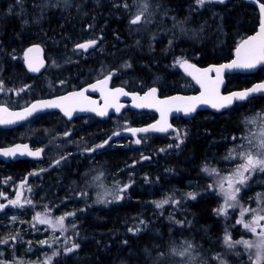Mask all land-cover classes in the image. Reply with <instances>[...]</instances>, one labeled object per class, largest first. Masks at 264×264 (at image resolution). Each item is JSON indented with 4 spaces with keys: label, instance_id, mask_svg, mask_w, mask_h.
<instances>
[{
    "label": "trees",
    "instance_id": "16d2710c",
    "mask_svg": "<svg viewBox=\"0 0 264 264\" xmlns=\"http://www.w3.org/2000/svg\"><path fill=\"white\" fill-rule=\"evenodd\" d=\"M100 1L98 0L97 4L87 1L86 7L89 9L86 12L82 0H75L71 6L79 8V11L76 10L75 12H79V15L83 12L85 17L80 16L83 23H80L79 27L78 24L72 25L73 28L69 31L66 30L65 26H62L67 18L62 19V24L59 22L61 26L58 25V21L50 19L56 12H63L62 5L58 4L57 8L53 7L55 3L52 1L50 9L53 8V10L44 13L45 20L41 22L44 26L43 31L45 33L50 32V35L35 36L43 38L46 43H48L45 41L46 38H52V34L58 38L72 37L73 42L81 39V31L84 32L83 36H86L87 33L96 36L97 29L101 26V19H105V17H101L103 12L108 13L107 9H110L107 14L108 19L106 18L107 23H112L114 13H117L116 9H113L114 3L111 0ZM41 3H44V0H0V38H7L15 42L20 40L19 42H24L20 43L21 46L27 45L29 40L35 36L27 35L26 37L23 33L31 26L27 23H31L32 18L37 16L35 6L41 5ZM2 5H7V8L18 7L19 10L11 12V16L14 17L8 18L5 16L7 9L1 7ZM167 6L168 22L176 20L180 29L191 28L198 35L195 42L187 41L181 44L177 41L178 35L171 32L172 28H169L171 25L169 22L170 43L167 45L169 48L167 51L170 53L167 52L169 70L166 78L170 81L175 80L177 82L183 78L182 71L176 66H172L173 59L184 58L198 64L201 62L219 63L227 61L232 57L236 45L243 38L252 34L259 22L256 9L240 0H226L225 3L213 5L209 3L200 9H197L194 0H168ZM60 7L61 9H59ZM101 8L104 9L101 10ZM123 12L121 11L120 14ZM127 13L128 10H125L124 14L127 15ZM92 16L98 18L94 17L93 19ZM23 24H25V29H23ZM92 27L94 30H91ZM77 32L81 35H78ZM118 33L123 35L121 30H118ZM133 46H128L130 51L127 54L131 55V58L134 56L136 58L140 52L137 54L134 52L139 51V47L133 51ZM182 49L183 51H181ZM197 54L198 58L196 57ZM133 62L138 61L134 60ZM148 66L153 72L161 75L160 70L153 66V62H149ZM235 85L246 87L249 82L237 80ZM263 100L259 98L254 100L255 104L251 102L254 106L250 111L261 109L262 105L261 107L259 105L263 103ZM251 103L249 104L251 105ZM242 110L240 113L245 111V109ZM239 121L240 118L237 119L236 114L229 115L226 112L196 117L193 121H189L184 137L182 135L176 142L169 141L171 149L164 150L163 153L157 155L153 152L157 151L158 146L167 144L166 137L143 143L145 147L141 149L145 150L144 156L147 155L152 164L150 167L139 166L136 170L137 175L135 173L134 176L129 177V180L137 178V189L132 188L129 197L109 208L89 207L91 200H88L85 205L82 204V206H87L88 211L82 212L81 209L77 208V216L65 220L63 226L64 235L67 239L65 243L63 238L60 239L58 254L51 264H186V262L187 264H215L224 256L229 264L239 263L235 254L225 253L221 246L222 234L227 227L225 229V222L219 218L217 212L219 206L217 195L207 191L208 176L202 172L203 167L214 165L215 160L222 157L223 154H227V149L233 145V137L240 136V126L237 125ZM177 145L179 146L177 147ZM133 151V148L126 147L106 148L100 154L103 158L99 156L95 160L85 156L59 159L60 161L54 169H50L52 159L46 158V165L39 168V172L35 171L29 175L24 171L26 165L22 170L21 165L16 163H0V182L5 183L4 185L0 184V193L9 196L16 188L14 182L23 179L25 181L22 185L31 186L36 195L34 200L39 199L38 205L35 208L32 207V211L23 212L28 218L33 215L35 209H41L42 204L49 203L50 206L47 208H52L56 212L63 209L73 210L74 207L63 206V203L74 204L78 198L76 196L77 191L83 192L86 189L91 194L96 188L86 186L88 178L85 174L92 164L96 163L101 167L108 166L111 169L125 165L128 168H124L119 174L124 176L127 172L134 173L133 170L136 168L133 170L129 168L136 159L135 151ZM101 158L105 160L104 163ZM107 161L108 163H106ZM90 162L91 164H89ZM100 162L103 164L101 165ZM223 163V161L218 163V167ZM19 164L23 165L24 163ZM141 175L148 177V181L142 185L139 183L143 179ZM144 184L147 185V188L144 191L138 190ZM167 184L172 185V187L170 189L165 188L168 192L161 196L160 188L157 186L164 188V185ZM150 185H154L155 190L150 192V196H148ZM189 192L197 194L195 200L187 197L186 193ZM165 199H169V203L157 208L156 202ZM112 201L115 200L112 199ZM2 217L0 218V241L7 240L8 244L5 245L0 242V253H2L0 258L4 256L10 259L12 253L20 255L24 251V249L22 251L23 246L25 248V245L30 244L33 248L43 239L42 234L35 229L34 235L13 234V238H17V243H11L13 239L5 236L6 232L2 227L8 223L9 219ZM137 229L139 230L137 231ZM28 231L31 232L32 230L28 229ZM75 244H78L79 247L68 253L67 249ZM189 244L192 245L191 248H188ZM181 252L185 253L182 257L179 254Z\"/></svg>",
    "mask_w": 264,
    "mask_h": 264
},
{
    "label": "flooded vegetation",
    "instance_id": "af4514ba",
    "mask_svg": "<svg viewBox=\"0 0 264 264\" xmlns=\"http://www.w3.org/2000/svg\"><path fill=\"white\" fill-rule=\"evenodd\" d=\"M111 1L114 3L113 9H116L117 13L119 11L125 12L126 9L128 10V13L127 15H124L126 17H123L122 15H119V12L117 17L114 15L112 23H106L108 19L107 14L109 12H103L104 14L101 17H105V19L103 21L101 20V26L98 27L96 36H91L87 33L86 36L82 35L81 39H78L76 42H73V40L67 36L60 38L54 37L51 39L46 38L45 41H48V43L44 42L43 39L41 40V37H37L40 40L33 38L31 39L33 42L30 40L27 45L22 46L13 40L0 38V84H2L3 88V90H0V107H6L9 111L13 112L22 111L37 101L54 100L68 94L88 89L84 92V96L87 97V101L91 107L96 109V112L94 113L75 115L71 118L65 117L59 110H48L36 113L19 124L8 127L0 126V138L1 140L5 138L3 141L0 140V149L10 148L19 144L22 145L24 149H27L28 152L42 150L39 155V157H41L40 160L23 159L7 163L0 160V163H16L21 165L22 169L26 165L24 171L29 175L30 173L35 172L36 169H38V166L45 162L46 158L70 159L72 157L85 156L91 158L99 157L101 152L105 151L106 148H120L117 143H122L126 148H132L131 143L136 141L138 137L152 141V139L168 137L171 134H179L186 130L189 121H193L196 117L207 116L210 113L214 114L208 111H199L191 119H184L182 117L173 118L171 120V124L175 127L173 133L165 134L158 131H149L136 132L135 135H133V132L131 131L132 129H142L151 125H156L158 122V116L154 112L138 111L131 107V105L133 106V101L127 98L128 95L135 93L142 95L148 90L155 88L156 96L159 99H164L175 94H197L199 89L197 85L187 77L184 67L182 71L183 78L177 81V84L170 83L169 81L164 82V79H161V83L158 84L157 81L153 82L150 77L143 76L144 73L142 71L138 74L141 77L137 76V69L133 63L134 59L129 57L130 55L128 54L122 55L121 53L120 55L118 53L121 52L120 48L123 46L127 48L131 44L134 45V50L137 47L141 48V46L147 49L152 45L154 49L152 50L153 52L150 59H148V53L147 55L142 56L147 62L146 68L151 70L148 63L152 62V60L157 62L162 55H164V61L167 60V45L170 43L167 21L168 0ZM259 2L264 3V0H259ZM125 4L128 5L127 8L124 7ZM144 5L147 6V10L144 12L142 22L137 25L130 24L133 14L137 11L140 12ZM247 5L256 9L253 5ZM76 10L77 9L73 10L72 7L68 9L69 13ZM107 10L109 11L110 9L108 8ZM118 16L119 19H117ZM58 19L60 18L54 20L58 21ZM64 24H69L68 20ZM145 24H147L148 28L146 32L144 30ZM136 28L139 29L134 32ZM66 30L69 31L70 27H66ZM91 30H94L93 27ZM118 30L123 32V36L118 33ZM132 34L138 36L133 37ZM145 34L148 36L146 37ZM35 35L36 34L34 33V36ZM38 36H40V34ZM93 40L96 41V45L94 47H89L87 51L77 49V45L85 44ZM123 41L124 43H122ZM180 43L184 44L185 42L180 40ZM31 47H39L42 51L41 54L31 56V58L38 60L37 63L31 65L34 68H38V71H30L26 64V58L30 56H26L25 51ZM114 51H116L117 54ZM113 56H115V61L113 60ZM123 56L127 59L125 61L132 64V68H130L128 72L123 71L120 68L125 59ZM196 57L198 58V54ZM115 58H119V61ZM120 59L122 61H120ZM222 62L224 61L219 63ZM187 63L194 64L199 68H206L211 64H219L209 62H201L198 64L194 61H188ZM153 66L160 70L159 65H154L153 63ZM140 70L138 72H140ZM160 72L161 75H158L157 72H155V75L163 77L164 69H161ZM55 73H60V75H56ZM110 73H113V75L108 81L105 95H107L108 90H114L116 88H122L124 92L128 93V95H120L118 99L114 100V102L113 99L109 97V104L114 103L115 105L121 106L119 112L116 111L115 106H108V104H106L101 91H92L89 87L92 84H96L97 81L103 80ZM237 80L249 82V85L246 87H237L235 85ZM263 80L264 66L250 75H229L226 76V86L222 90V93L227 94L235 90L246 89L252 84ZM21 89L24 90L20 91ZM259 98L264 99V96L255 97L246 102L236 103L232 108L225 112L229 115L240 114L237 115L240 117V111L246 109L249 103H255L254 100ZM105 108L107 109L106 115L102 116L97 114L98 111H103ZM261 110L263 111L262 114H264V100L261 109L258 111ZM52 125L55 128L51 127ZM44 127L48 129L44 130ZM156 127L159 128L164 126L157 125ZM41 128H43V130ZM49 129L51 131H49ZM52 130H54V133ZM239 130L240 136H242L241 128ZM41 131L44 135L41 134ZM33 132L34 134H32ZM39 135L41 137H39ZM43 136L44 138H42ZM126 142H130V144L127 145L125 144ZM99 145H103V147H98ZM57 161L60 160H54L51 162L52 165H50V169L55 168ZM21 162L24 164H19ZM1 211L2 210H0V213Z\"/></svg>",
    "mask_w": 264,
    "mask_h": 264
},
{
    "label": "rangeland",
    "instance_id": "374dc122",
    "mask_svg": "<svg viewBox=\"0 0 264 264\" xmlns=\"http://www.w3.org/2000/svg\"><path fill=\"white\" fill-rule=\"evenodd\" d=\"M52 1L53 2L55 1L54 5L56 6V8H57L58 4H61L62 8L64 7V4L67 5L65 8H63L62 13L64 15L62 14L60 16L61 19H59L58 21L61 23L62 19L65 17V18H67L69 24H67V25L63 24L62 26L70 27V30H71L73 28L74 24H76V25L78 24L77 26L79 27L80 23H83V22H80L83 20L80 19L79 17L82 16V18H84L85 17L84 14H80V16H77L79 14V12H77L78 14L76 13V16L74 14V16H75L74 17L73 12H72V15L68 12V9L70 8V6H69L70 3L72 2L71 4H73L75 0H73V1H70V0H44V3H41V5L39 4L38 6H35V9H36L35 13H37L36 14L37 16L32 18V20H34L32 22L37 21L36 24H39L45 20L44 13H46V12L48 13V9L51 8L50 5L52 4ZM87 1L91 2L92 4H96L98 0H82L83 5H84V10L86 12H88L87 9H89L86 7ZM56 2H58V3H56ZM209 3H210V5L222 4V3L217 2V0H211V2H206L203 6H206ZM48 4H50V5L48 6ZM194 4L197 7V9H200L201 7H203V6H198L196 3V0H194ZM55 6H53V7H55ZM1 7L7 8L8 6L2 5ZM43 7H45V8H43ZM46 7H48V8H46ZM71 7H74V6H71ZM144 7H145V5H144ZM144 7L142 8V10L144 9ZM14 8L13 7L7 8V13L5 14V16L8 18L14 17V16H11L12 15L11 12L19 10L18 7H14ZM45 9H47V10L45 11ZM103 9L104 8H102V10ZM77 10L79 11V8ZM64 11H66V12H64ZM108 12H110V10ZM138 12L139 11L135 12L133 14V16L135 14H137ZM38 14H40V15H38ZM70 15H71V17H70ZM76 18H78V19H76ZM171 21L172 22L169 21L171 24L169 28H172L171 32L178 35L177 41L180 42V40H181L183 42L188 41V42L192 43V42H195V40L198 38V35L195 34L194 31L191 30V28L180 29L178 21H176V20H171ZM32 22L30 23L31 27L29 29H30V31H32L34 29V31L30 32L28 29V31H26L27 34L25 32L23 33L24 36L30 35V33H35L36 35L41 34L39 32H42L41 30H43V29H40V28L44 27L43 24L41 23V25L40 24L36 25V24H33ZM169 22H168V25H169ZM61 24H58V25L61 26ZM35 27H37V28L35 29ZM38 27L40 30L38 29ZM77 29H79V28H77ZM137 29H139V28H136L135 30H137ZM35 30H36V32H35ZM144 30H148L147 24H145ZM70 33H71V31H70ZM46 34L50 35V32L49 33L44 32L41 35L45 36ZM31 35H34V34H31ZM52 36H53L52 38L56 37V35H54V34H52ZM48 37H50V36H48ZM71 39H72V37H71ZM142 49L139 48L138 49L139 51L136 50V52H140V53H138L139 55H137L136 58H135V56L133 57L134 60L138 61L136 63L133 62L134 65L136 66V69H137L136 74L139 73L138 69H142V70H140V72L141 71L144 72L143 76L148 73L149 75H146V77H150L153 82L157 81V83L159 84V83H161V79H164V82L169 81V82L177 84V82L175 80L170 81V79L166 78V74H168V70H169L168 69L169 65H167L168 59L164 61V58H163L164 55H162L161 58H159L160 60L157 61L158 63L156 61L152 60L154 65H159L160 70L164 69V76L159 77L158 75H155V72H153L152 70L149 71V69L145 67L147 62L145 61L144 58H142V56L146 55L147 53H148V56H150V55L152 56L151 53L153 52L152 50L154 49V47L151 45V47L149 46V48H147V49L145 47H142ZM127 50L129 51L128 48H126L124 50L122 47L121 53L123 52L122 54H124V52H126V54H127L128 53ZM167 50H169V48H167ZM181 51H183V49ZM57 52H59V51H57ZM167 52H169V51H167ZM148 59H150V57H148ZM177 61H187V60H185L184 58H176V59H173V61H172V66H176V68L183 71V67L181 66L180 63H177ZM138 63H139V65H138ZM121 67H122V70L128 72L130 70V68H132V64L130 62L124 61L121 65ZM142 67L144 68V70ZM137 76H140V75H137ZM254 104L253 103H251V105L249 104L247 107L248 110H246L247 108L245 109L246 113H245V111L242 112L243 115L244 114L245 115L243 117H242V115L239 117L241 120V121H239V123L241 122L240 128L242 130L241 131L242 136L235 137L236 139H232L233 145L227 149V154H223L222 157L215 160L213 163L214 165L203 167V168H208V169H216L217 172L219 173V176H216V175H209L208 173L202 171L205 174H207V176H208L207 185L215 184L214 189H209L207 187V191L213 192L215 195H217L218 203H219V206L217 208V212L225 204L223 195L218 194L219 193V181L221 180V178L231 177L232 174L236 171L237 165L242 162L238 158H229V153L231 152L233 156H236V154L238 152H240L241 150L252 151L255 153L257 151V146L260 143V139H261L260 132H261L262 125H264V119H262V118H264V114H262V112H263L262 110L258 111V109L256 111L255 110L250 111L253 109L252 107L254 106ZM260 105H262V104H260ZM251 121H254V122H251ZM179 134H181V135H179ZM179 134L175 133V134H171L170 136L166 137L167 138L166 139L167 144L165 146L164 145L158 146L157 151H156L157 153L156 152H153V153L157 155L158 153H163L164 150L171 149V145L169 144V141H175V142L177 140L179 141V138L182 135H183V137L186 135V131L184 130L183 133H179ZM137 140H139L140 143H136ZM137 140L131 143L132 148L134 149L135 154H136V159H135L134 163L130 165L131 167H129V168L131 170L136 168L135 170H133L134 173H128L127 172L126 175H124V176L119 174V173H121L120 172L121 170H123L124 168H128V166H125V165H121V166L119 165L113 169L109 168L108 166L101 167V166H98V164H96V165L93 164L94 166L91 165V167L89 168V170L85 174V176L88 178V183L86 186L96 187V188L93 189V192L91 194H89V192H87L86 189L83 192L77 191L78 194L76 196L78 198L74 202V204L73 203H67V202L63 203V206L74 207L73 210L63 209V210H59V212H56L52 208L51 209L47 208V206H50L49 203L48 204H42L41 205L42 208L41 209H35V211H33V215H31L28 218L23 212L32 211L31 210L32 207L35 208V206L38 205L39 199L37 201L34 200V198L36 199V195H35V191L33 190V188L31 186L22 185V183H24L25 180L23 181V179H22L18 182L15 181L14 185L16 186V188L13 189L14 191L9 196H5L4 194H3V196H0V204L6 205V207L0 213V218L3 216L5 219H9L8 223L5 224L4 226H2V227H4V231L6 232L5 236H7V238L13 239L12 235L15 233L34 235L35 234L34 230L37 229L38 233L42 234V236H43V239H41V242L46 241V243L42 244L40 242L39 244H36L33 247L34 249L31 247L30 244H27V245H25V248H24V246L22 247V251H23V249H24V251L20 255L18 253H12V256L10 257V259L5 258L3 256L4 258L1 257L0 260H3L4 264H46V262H48V264L52 263V260L58 254L60 239L63 238V242L64 243L66 242L67 238L64 235L65 229H64V226H63V228H60L59 226H57L55 229H53L48 224L38 223L36 220H34V217L37 215V213H40L41 215H46L47 218L49 220H51L53 223H55V221L59 217H64L65 218L64 224H65V220L75 218L77 216L76 212L78 209H81L82 212L88 211L87 206H82V204H84V205L87 204L86 202L88 200H91L89 205H88L89 207L94 206L93 208L103 209V208H109V207H111V205H113L115 203L117 204L119 202H122L125 198L129 197V195L131 193V189L136 188L137 184H138L137 178L136 179L131 178L129 180V177L134 176L135 173L137 175L136 170L139 166L144 165V167H150V165L152 164L150 162V158L148 159L147 155L144 156L145 150L141 149L142 147H145V146H143V143H148L149 140H146L142 137H138ZM125 144L128 145V144H130V142H126ZM117 145H119V147H125V145H123L122 143H117ZM233 150H235V151H233ZM150 155L154 156L153 154H150ZM97 158L98 157H95L94 159L97 160ZM54 160H59V159H54ZM221 161H223L224 163L222 165H220V167H218L217 164L220 163ZM41 165L38 166V169H36V172H39V170H40L39 168L44 167L46 164H45V162H43V164H41ZM94 167H96V168L94 169ZM101 170H103V171H101ZM245 175L249 176L250 178L247 180L245 185H236V187L241 188V191L238 194L237 201L229 202V203L234 204L235 207L227 208L225 215L219 214V218L222 219V221L226 223V224L224 223L225 229L227 227L226 231L222 234V238H221V244L222 245L221 246L224 248L225 253L226 252L232 253L238 257L237 260L239 263H237V264H257L256 254H257L258 249L255 247V245L258 244L260 242V239H261L260 228H257L256 234H253L251 231L246 230L242 223L237 224L236 221L241 219V211L243 209L249 210V211L245 212V214L243 216V221L247 222V223H251L256 215H264V172L256 170V171H253L251 173H245ZM142 178L144 180L141 179L139 182L141 185L145 181L146 182L148 181V177L142 176ZM0 184L4 185L5 183L0 182ZM125 185H127L128 187L126 188V190L121 191V188H123ZM146 186L147 185L144 184L142 186V188L140 187L138 190L144 191L147 188ZM164 186H165L164 188L157 186L158 188H160L159 192H160L161 196H163L164 193L168 192L167 190H165V188L170 189L172 187V185H169V184L164 185ZM224 187L227 188V183L224 184ZM154 190H155L154 185H150L149 190H148V194H149L148 196H150V192H152ZM72 191H74V190H72ZM17 192L20 193V202H21V204H23V207H13L12 205H10L8 203V200H15L17 198ZM42 196H44V195H42ZM5 197H7V199H5ZM112 199H114L115 201H112ZM27 201H31V204L27 203ZM64 204H66V205H64ZM83 207H85V208H83ZM57 213H59V214H57ZM69 214H72V215H69ZM13 217H15V220H13ZM260 224H261V226H264V221H261ZM28 229H30L32 231L30 232V231H28ZM0 230H1V225H0ZM226 234L230 236V238L233 242L239 241V240H247V241H249V243H251L253 245V247L252 248H245L243 244H235V246L233 248H229L224 242V237ZM16 240H17V238L11 240L12 241L11 243L16 244L17 243ZM3 244H5V243H3ZM6 244H8V243H6ZM263 263H264V260H261L260 262H258V264H263ZM186 264H187V262H186ZM215 264H229V263L227 262V258L224 256L223 259L221 258Z\"/></svg>",
    "mask_w": 264,
    "mask_h": 264
},
{
    "label": "snow or ice",
    "instance_id": "6c2138e0",
    "mask_svg": "<svg viewBox=\"0 0 264 264\" xmlns=\"http://www.w3.org/2000/svg\"><path fill=\"white\" fill-rule=\"evenodd\" d=\"M206 2H211V0H196V3L198 6H203ZM219 3H224L225 0H217ZM125 8L128 7L127 4L124 5ZM147 10V6L145 5L144 9L137 14H135L131 20L130 24L132 25H137L142 22V17L144 16V12ZM260 12H261V20H260V30L257 33L256 36H253L249 38L248 40H245L237 49H236V54H237V59L233 60L231 64H225L221 65L218 68H209L204 70L203 78L197 75H193L192 72H189V75H193V79L197 81L201 85L202 89H205L204 92L201 93L200 97H193L189 98L192 101H196L199 103H206L210 104L212 107L216 108L219 110L220 108L227 107L232 103L234 99L236 100H245L248 97H250L254 93H264V83L258 84L252 89L245 90L243 92H237L233 93L231 96H220L219 94V84L222 83V72L224 69H233V68H242V69H252L257 66V64H264V3L260 4ZM96 44V41H89L88 43L85 44H79L77 45L78 48L83 49L87 51L89 47H92ZM29 51H32L29 49ZM177 63H180L182 67L185 68V70H188L190 68H193L194 66L190 65L187 63V61H177ZM29 70L30 71H38V68H34L29 65ZM195 72H200L199 69H194ZM216 72V79L211 80L207 76L208 72ZM113 73H110L108 76H106L103 80L97 81L96 84L90 85V89L92 91H101V94L105 98L106 104L108 106H115L116 111L119 112V109L121 106L115 105L114 103L109 104V97L113 99V102L115 99H118L120 95H128V93L124 92L122 88H116L114 90H108L107 95H105V90L107 89L108 81L111 79ZM0 90H3L2 84H0ZM24 89H21L20 91H23ZM88 89H85L84 91H87ZM84 91L81 92H75L72 94L73 97H81L84 100H87V97L84 96ZM155 93L156 89L152 88L148 93L145 94V97H152L153 99L155 98ZM133 99H143L140 97H133ZM176 99V98H173ZM69 100V97H61L59 100H52V101H41L39 105L33 104L28 108H25L23 113H9L8 109L6 107H0V123H14L15 120L13 119H6L4 114H7L8 116H14L16 119H24L25 116L31 115L35 111H39L42 108H54V107H59L61 111L64 112L66 116L71 118L72 112L76 111L77 108L75 106L72 107H65L61 102L62 101H67ZM159 104H167V101H159L157 102ZM136 107H150L152 106L151 104H145V103H140L134 105ZM196 108V104L192 103L189 104L183 108L177 107L176 111H183L185 115L194 112ZM80 111H96L94 108H85V107H79ZM158 111H161L162 117L164 116V111L160 108H157ZM171 110V109H169ZM98 115H106L107 114V109L103 111H98ZM264 119V118H262ZM254 122V121H251ZM149 129H132L131 131L133 132V135L137 131H148ZM151 130L154 131H166L167 127H159L157 128L155 125L151 126ZM260 143L257 146V151L254 153L252 151H243L241 150L236 154V156H233L232 153H229V158H238L242 162L237 165L236 171L232 174L231 177H224L221 178L219 181V193L222 194L224 197L225 204L224 206L218 210V214L220 215H225L226 214V209L229 207H235L234 204L229 203L231 201H237L238 194L241 191L240 187H236V185H245L247 180L250 178L249 176H246L245 173H251L253 171L259 170L261 172H264V125H262L261 132H260ZM233 139H236L233 137ZM136 143H140L139 140L136 141ZM179 145H177L178 147ZM98 147H103V145H99ZM26 148V146H25ZM42 150H38L35 152H27V155L33 156V157H39L40 152ZM235 151V150H233ZM17 152V149H8L0 155L3 156H14ZM21 155H24L25 152L21 151ZM57 164L59 161L56 162ZM202 171L208 173L209 175H216L219 176V173L217 172L216 169H208V168H203ZM227 183V188L224 187V184ZM128 186L125 185L123 188H121V191L126 190ZM209 189H214L215 184H209L208 185ZM0 196H3V193H0ZM197 194L189 192L187 193V197L189 199L195 200ZM7 199V197H5ZM8 203L12 205L13 207H23V204L20 202V193L17 192V198L15 200H8ZM27 203L31 204V201H27ZM169 203V199H165L160 202H156V207L161 208L163 207L164 204ZM179 203V202H175ZM6 207L4 204H0V210H3ZM249 211L248 209H243L241 211V219L237 220V224H243L244 228L248 231H251L253 234H256L257 228H260V242L255 245V247L258 249L257 254H256V261L257 264L261 260H264V226H261L260 222L264 221V215H256L254 219L252 220L251 223H247L243 221V216L245 212ZM72 215V214H69ZM64 217H59L55 223H53L51 220L47 218L46 215H41L40 213H37V215L34 217V220H36L40 224H48L50 227L55 229L57 226L60 228H63L64 225ZM13 220H15V217H13ZM139 229H137L138 231ZM131 231V229H130ZM15 239V238H13ZM2 243H8L7 240L0 241ZM224 242L229 248H233L235 244H243L245 248H252L253 245L249 243L247 240H239L233 242L230 238L229 235H225L224 237ZM46 243V241L41 242ZM79 245L75 244L71 248L67 249V252H73L76 248H78ZM192 245L189 244L188 248H191ZM181 256L185 255L184 252L179 253ZM2 255V253H0ZM0 264H4L3 260H0ZM48 264V262H46Z\"/></svg>",
    "mask_w": 264,
    "mask_h": 264
},
{
    "label": "water",
    "instance_id": "95a60500",
    "mask_svg": "<svg viewBox=\"0 0 264 264\" xmlns=\"http://www.w3.org/2000/svg\"><path fill=\"white\" fill-rule=\"evenodd\" d=\"M241 1H243V2H245L247 4H250V5H253L256 8L257 13L259 15L258 27L256 28V31L254 33L248 35L247 37L243 38L239 42V44L236 46V48L234 50L233 56L228 61H225V62H222V63H219V64H211V65L207 66L206 68H199V67H197L194 64H190V65H192L194 67L190 68L188 70H185V73H186L187 77L189 79H191L197 85V87L199 89V92L197 94H191V95L175 94L173 96H170V97H167V98H164V99H159L156 96V93H155V98L153 99L152 97H145V94L148 93L151 90L150 89V90H148L147 92H145L142 95H140L138 93H135V94L127 96L128 99H131L133 101V106L131 105V107L135 108L138 111H149V112H154V113L157 114L158 122L156 123L155 126L163 125L164 127H167L166 131H158V132H162V133H165V134L174 132L175 131V127L171 124V120L173 118L182 117L184 119H191L199 111H208V112H212L214 114H219V113L225 112L226 110L232 108L236 103L246 102V101H248V100H250L252 98L264 96V93H254V94H252L250 97H248L245 100H236V99H234L230 105H228L227 107H224V108H220L219 110H217L216 108L212 107L210 104L199 103V102L192 101V100L189 99V98H193V97H200L201 93L205 91V89H202L201 85L199 83H197V81L195 79H193V75H197V76H200L201 78H203L202 74L204 73V70L209 69V68H218L221 65H225V64H231L233 60L237 59L236 49L245 40H248L249 38H251L253 36H256L257 33L259 32V30H260V20H261V12H260V4L261 3L259 2V0H241ZM94 46H92V47H94ZM29 49H31L32 51H29ZM29 49H27L25 51V55L26 56H30V57L26 58V64H27L28 69H29V65L30 64L33 65V64L38 62V60H36L34 58H31V56L35 55V54H41L42 53V51L40 50L39 47H31ZM77 49H80V48L77 47ZM81 50H83V49H81ZM263 66H264V64H257V66L255 68H252V69H242V68L224 69L223 72H222V76H221L222 83L219 84V94H220V96H231L233 93L243 92L245 90L252 89L253 87H255L258 84L264 83V80H263V81L256 82V83L252 84L250 87H248L246 89L235 90V91L227 93V94H223L222 93V90L226 86V76L236 75V74H247V75H250V74H253V73L257 72ZM194 69H199L200 72L197 73V72L194 71ZM189 72H192L193 75H189ZM216 75L217 74L214 71L207 73V76L209 78H211V80H215L216 79ZM72 94H68L66 96H63V97H69V100L61 102L65 107L75 106L77 108L76 111L72 112L71 117H73L75 115H82V114L85 115V114H90V113L96 112V111H80L79 107H85V108H92V107H91V105L89 104V102L87 100H84L81 97H73ZM133 97H140V98H143V99H135L134 100ZM173 98H176V99H173ZM54 100H59V98L58 99H54ZM43 101H52V100H43ZM159 101H167L168 103L167 104H159V103H157ZM40 102L41 101H37L34 104L39 105ZM140 103L151 104L152 106H150V107H136V106H134V105L140 104ZM192 103L196 104V108H195L194 112H191V113L185 115V113L183 111H176L177 107L183 108V107H185V106H187L189 104H192ZM157 108H160V109H162L164 111V116L163 117L161 115V111H158ZM169 109H171V110H169ZM48 110H59V111H61V109L59 107L42 108L39 111L33 112L31 115L25 116L24 119H16L14 116H8L7 114H4L6 119H13V120H15V122L14 123H0V126H3V127L13 126L15 124H19L21 122H24L25 120H27L29 117L33 116L36 113L44 112V111H48ZM8 112L9 113H23L24 110L17 111V112H13V111H9L8 110ZM61 112L64 114L63 111H61ZM64 116L68 117L65 114H64ZM151 126H153V125H151ZM151 126L142 128V129H149L148 131H137V133L154 131V130H151ZM8 149H17V152H16V154L14 156H3V155H0V160L2 162L7 163V162H10V161L15 162V161H18V160H23V159H34V160H40L41 159V157H33V156H30V155H27L28 150L24 149L23 146L19 145V144L15 145V146H12L10 148L0 149V153L6 151ZM21 151H24L25 154L21 155L20 154Z\"/></svg>",
    "mask_w": 264,
    "mask_h": 264
},
{
    "label": "bare ground",
    "instance_id": "6f19581e",
    "mask_svg": "<svg viewBox=\"0 0 264 264\" xmlns=\"http://www.w3.org/2000/svg\"><path fill=\"white\" fill-rule=\"evenodd\" d=\"M70 1H73V0H70ZM99 1H100V0H99ZM54 2H55V1H54ZM56 3H58V2H56ZM61 3H62V2H61ZM63 3H64V2H63ZM71 3H72V2H71ZM71 3H70V6H71ZM86 3H87V2H86ZM100 3H102V2L100 1ZM68 4H69V3H68ZM96 4H97V3H96ZM49 5H50V4H48V6H49ZM98 5H99V3H98ZM100 5H101V4H100ZM65 6H67V5H65ZM65 6H64L63 8H65ZM96 6H97V5H96ZM55 7H56V6H55ZM61 7H62V6H61ZM61 7H60L59 9H61ZM43 8H45V7H43ZM46 8H48V7H46ZM72 8H75V7H72ZM96 8H98V6H97ZM75 9H78V8H75ZM75 9H73V10H75ZM46 10H47V9H45V11H46ZM50 10H53V8H52V9H48V12H49ZM56 10H57V9H56ZM96 10H97V9H96ZM101 10H102V8H101ZM126 10H127V9H126ZM77 11H78V10H77ZM98 11H100V10H98ZM98 11H95V12H98ZM115 11H116V10H115ZM64 12H66V11H64ZM68 12H69V11H68ZM119 12H120V11H119ZM119 12H118V13H114V14H115V15H116V14H119ZM51 13H52V12H51ZM71 13H72V12H71ZM71 13H70V14H71ZM73 13H77V12L73 11ZM105 13H106V12H105ZM62 14H63V13H57V12H56V13L53 15V17H51L50 19H57V18H60V16H61ZM77 14H78V13H77ZM80 14H81V13H80ZM82 14H83V12H82ZM89 14L91 15V13H88V15H89ZM114 14H113V15H114ZM50 15H51V14H50ZM63 15H64V14H63ZM93 15H94V13H93ZM95 15H96V13H95ZM119 15H120V16L122 15L123 17H126V16H124V15H126V14H124V12H123L122 14H119ZM51 16H52V15H51ZM73 16H74V14H73ZM75 16H76V14H75ZM75 16H74V17H75ZM77 16H80V15L78 14ZM81 17H82V16H81ZM94 17H96V16H94ZM94 17L92 16L93 19H94ZM113 17H114V16H113ZM115 17H117V15H116ZM64 18H65V17H64ZM79 18H80V17H79ZM96 18H98V17H96ZM121 18H122V17H121ZM60 19H61V18H60ZM76 19H78V18H76ZM90 19H91V16H90ZM110 19L112 20L113 18L111 17ZM117 19H119V16H118ZM58 20H59V19H58ZM65 20H66V19H65ZM101 20H102V19H101ZM115 20H116V19H115ZM32 21H34V20H32ZM32 21H31V22H32ZM38 21H39V20H38ZM102 21H103V20H102ZM36 22H37V21H36ZM36 22H32V23H33V24H36ZM55 22H56V21H55ZM58 22H59V21H58ZM80 22H82V21H80ZM80 22H79V23H80ZM85 22H86V21H85ZM112 22H113V21H112ZM119 22H120V21H119ZM119 22H118V23H119ZM63 23H64V22H63ZM86 23H87V22H86ZM88 23H89V22H88ZM106 23H107V22H106ZM108 23H109V22H108ZM27 24H30V23H27ZM39 24L41 25V23H39ZM39 24H36V25H39ZM59 24H60V23H59ZM90 24H91V23H90ZM116 24H117V23H116ZM36 25H35V26H36ZM114 25H115V24H114ZM114 25H113V26H114ZM19 26H20V24H19ZM22 26H24L23 29H25V24H23ZM104 26H106V25H104ZM30 27H31V26H29V28H30ZM40 27H41V26H40ZM125 27H126V26H125ZM32 28H33V27H32ZM32 28H31V29H32ZM36 28H37V27H35V29H36ZM82 28H83V26H82ZM38 29H39V27H38ZM40 29H43V28L41 27ZM40 29H39V30H40ZM80 29H81V28H80ZM81 30H82V29H81ZM23 31H24V30H23ZM27 31H28V30H27ZM29 31H30V29H29ZM32 31H34V29H33ZM32 31H30V32H32ZM35 31H36V30H35ZM41 31L44 32L43 30H41ZM79 31H80V30H79ZM127 31H128V30H127ZM135 31H136V30H135ZM135 31H134V32H135ZM141 31H142V30H141ZM179 31H180V30H179ZM38 32H39V31H38ZM42 32H39V33L43 34ZM81 32H82V35H83L84 32H83V31H81ZM143 32H144V31H143ZM145 32H146V30H145ZM150 32H152V31H150ZM150 32H149V34H150ZM25 33H26V32H25ZM77 33H78V32H77ZM125 33H126V32H125ZM153 33H154V32H153ZM26 34H27V33H26ZM31 34H32V33H30V35H31ZM41 34H40V35H41ZM79 34L81 35V33H78V35H79ZM128 34H129V33H128ZM134 34H135V33H134ZM134 34H132L133 37L135 36ZM143 34H144V33H143ZM37 36H38V35H37ZM122 36H123V35H122ZM137 36H138V35H137ZM137 36H135V37H137ZM139 36H140V35H139ZM141 36H142V34H141ZM145 36L147 37L148 35L145 34ZM26 37H27V36H26ZM42 37H43V36H42ZM20 38H21V36H20ZM35 38H37V37L35 36ZM39 38H40V37H39ZM39 38H37V39H39ZM21 39H22V38H21ZM42 39H43V38H42ZM42 39H41V40H42ZM129 39H130V38H129ZM139 39H140V38H139ZM39 40H40V39H39ZM153 40H154V39H153ZM156 40H157V39H156ZM19 41H20V40H19ZM19 41H18V42H19ZM22 41H25V40H22ZM29 41H30V40H29ZM31 41H32V40H31ZM124 41H125V40H124ZM124 41H123L122 43H124ZM129 41H130V40H129ZM129 41H128V42H129ZM32 42H33V41H32ZM20 43H21V42H19V44H20ZM22 43H24V42H22ZM22 43H21V44H22ZM129 43H130V42H129ZM134 43H135V42H134ZM134 43H133V44H134ZM124 45H125V44H124ZM128 45H129V44H128ZM131 45H132V44H131ZM126 46H127V45H126ZM138 46H140V45H138ZM121 47H122V46H121ZM127 48H128V47H127ZM141 48H142V46H141ZM117 49H119V48H117ZM121 49H122V48H120V50H121ZM123 49L125 50L126 47L123 46ZM132 49H133V51H134V47H132ZM115 50H116V49H115ZM120 50H119V51H120ZM127 51H128V50H127ZM129 51H130V50H129ZM114 52L116 53V51H114ZM142 52H143V51H142ZM115 53H114V54H115ZM118 53L121 55V52H118ZM122 53H123V52H122ZM128 53H129V52H128ZM134 53H135V52H134ZM150 53H151V52H150ZM112 54H113V52H112ZM116 54H117V53H116ZM124 54H126V52H124ZM124 54H122V55H124ZM144 54H145V53H144ZM151 54H152V53H151ZM120 55H119V56H120ZM146 55H147V54H146ZM125 56H126V55H125ZM130 56H131V55H130ZM130 56H129V57H130ZM114 57H115V56H113V60H114ZM120 57H122V56H120ZM123 57H124V56H123ZM149 57H151V55H150ZM124 58H125V57H124ZM115 59H116V58H115ZM118 59H119V58H118ZM118 59H116V60L119 61ZM128 59H129V58H128ZM113 60H112V61H113ZM125 60H127V59L125 58L123 61H125ZM112 61H111V62H112ZM114 61H115V60H114ZM120 61H122V60L120 59ZM59 62H60V61H59ZM57 63H58V62H57ZM96 63H98V62H96ZM101 63L104 64L103 62H101ZM109 63H110V62H109ZM114 63H115V62H114ZM117 63H118V62H117ZM117 63H116V64H117ZM63 64H64V63H63ZM65 64H66V62H65ZM99 64H100V61H99ZM102 64H101V65H102ZM105 64H108V63H105ZM112 64H113V63H112ZM59 65H60V64H59ZM59 65H58V66H59ZM61 65H62V63H61ZM138 65H139V63H138ZM104 66H105V65H104ZM118 66H119V64H118ZM144 66H145V65H144ZM65 67H66V66H65ZM145 67H146V66H145ZM120 68L122 69V67H120ZM142 68H143V67H142ZM61 69H62V67H61ZM63 69H64V67H63ZM143 70H144V68H143ZM123 71H124V70H123ZM145 71H146V70H145ZM149 71H150V70H149ZM53 73H54V72H53ZM122 73H123V72H122ZM122 73H121V74H122ZM139 73H141V72H139ZM143 73H144V72H143ZM143 73H142V74H143ZM55 74H56V75H60V73H59V74L55 73ZM55 74H54V75H55ZM129 74H131V73H129ZM150 74H151V73H150ZM137 75H138V74H137ZM146 75H149V74L147 73ZM146 75H144V76H146ZM140 77H141V76H140ZM152 77H153V76H152ZM59 78H60V77H59ZM143 78H144V77H143ZM136 80H137V79H136ZM151 80H152V79H151ZM259 106H261V105H259ZM259 106H258V107H259ZM246 110H248V108H247ZM242 111H243V110H242ZM245 113H246V111H245ZM242 114H243V113L241 112V115H242ZM237 115H240V114H237ZM244 115H245V114H244ZM244 115H242V117H243ZM238 118H239V117L237 116V119H238ZM241 119H242V118H241ZM236 121H237V120H236ZM240 121H241V120H240ZM240 123H241V122H240ZM240 123H239V125H240ZM236 124H237V123H236ZM237 125H238V124H237ZM49 126H50V125H49ZM57 126H58V124H57ZM57 126H56V127H57ZM46 127H47V126H46ZM51 127H54V126L52 125ZM44 128H45V127H44ZM49 128H50V127H49ZM54 128H55V127H54ZM54 128H53V129H54ZM41 129L43 130V128H41ZM46 129H48V128H45L44 130H46ZM49 131H51V130L49 129ZM53 131H54V130H52V132H53ZM41 132H42V131H41ZM41 132H40V133H41ZM37 133H38V132H37ZM50 133H51V132H50ZM53 133H54V132H53ZM32 134H34V132H33ZM41 134H43V132H42ZM35 135H37V134H35ZM43 135H44V134H43ZM52 136H53V135H52ZM0 137H1V136H0ZM2 137H3V136H2ZM35 137H36V136H35ZM39 137H41V136L39 135ZM47 137H48V136H47ZM36 138H37V137H36ZM42 138H44V136H43ZM42 138H40V139H42ZM4 139H5V138H4ZM4 139H3V140H4ZM37 139H38V138H37ZM40 139H39V140H40ZM0 140H1V138H0ZM3 140H1V141H3ZM41 141H42V140H41ZM79 156H80V155H79ZM100 157H102V156H100ZM102 158H103V157H102ZM102 158H101V161L104 163L105 160H102ZM111 158H112V157H111ZM54 159H55V158H54ZM54 159H53L51 162H53ZM104 159H105V158H104ZM108 159H109V158H108ZM108 159H107V160H108ZM89 160H90V159H89ZM95 160H96V159H95ZM98 160H99V159H98ZM110 160H111V159H110ZM91 161H92V160H91ZM93 162H95V161H93ZM202 162H203V161H202ZM100 163H101V162H100ZM103 163H101V165H102ZM106 163H108V161H107ZM106 163H105V164H106ZM89 164H91V163H89ZM105 164H104V165H105ZM36 165H37V164H36ZM36 165H35V166H36ZM92 165H93V164H92ZM95 165H96V163H95ZM35 166H34V167H35ZM93 166H94V165H93ZM98 166H99V164H98ZM53 167H54V166H53ZM102 167H104V166H102ZM35 168H36V167H35ZM95 168H96V167H94V169H95ZM97 168H98V167H97ZM13 169H15V168H13ZM92 169H93V168H92ZM103 169H104V168H103ZM22 170H23V169H22ZM22 170H20V171H22ZM106 170H107V169H106ZM16 171H17V169H16ZM20 171H19V172H20ZM101 171H103V170H101ZM9 172H11V171H9ZM29 172H30V171H29ZM12 173H13V172H12ZM12 173H11V174H12ZM14 173H15V172H14ZM15 174H16V173H15ZM18 174H19V173H18ZM189 184H191V183H189ZM192 186H193V185H192ZM183 189H185V188H183ZM185 190H186V189H185ZM187 190H189V189H187ZM183 194H185V193H183ZM186 194H187V193H186ZM211 201H212V200H211ZM213 201H214V199H213ZM187 207H188V206H187ZM210 208H211V207H210ZM187 210H188V209H187ZM213 213H215V212H213ZM207 216H208V215H207Z\"/></svg>",
    "mask_w": 264,
    "mask_h": 264
}]
</instances>
